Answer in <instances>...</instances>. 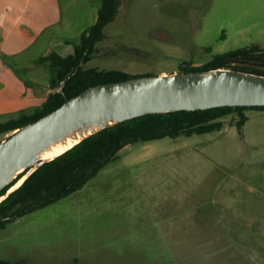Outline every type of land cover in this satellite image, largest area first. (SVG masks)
I'll use <instances>...</instances> for the list:
<instances>
[{
    "label": "rangeland",
    "instance_id": "rangeland-1",
    "mask_svg": "<svg viewBox=\"0 0 264 264\" xmlns=\"http://www.w3.org/2000/svg\"><path fill=\"white\" fill-rule=\"evenodd\" d=\"M253 46V55L240 60L264 64V0H120L83 66L167 74L178 72L181 61L201 66L216 54ZM219 120L223 132L126 144L80 189L0 225V258L16 264H264V214H232L242 219L241 229L232 230H213L203 219L213 192L216 223L230 218L220 212L231 206L264 205L256 196L264 195V156L231 167L214 155L201 161L203 146L228 145L218 140L238 128L237 112ZM227 171L245 185L225 182ZM220 190L229 196L220 198Z\"/></svg>",
    "mask_w": 264,
    "mask_h": 264
},
{
    "label": "trees",
    "instance_id": "trees-1",
    "mask_svg": "<svg viewBox=\"0 0 264 264\" xmlns=\"http://www.w3.org/2000/svg\"><path fill=\"white\" fill-rule=\"evenodd\" d=\"M119 8L120 0H100L95 23L81 35L73 53L62 56L53 52L41 58V61H51L53 67L52 88H58L61 81L75 70L81 60L84 63L88 62L91 54L97 49L98 42L104 38L106 26L115 20ZM255 50L256 46L240 47L214 55L207 64L201 66L191 64L189 67L180 65V69L182 71H199L234 66L264 75V68L260 67H264L263 63L250 62L251 65L243 66L237 64L239 61L248 62L240 60V58H249ZM135 76L143 75L131 74L121 69L85 68L82 65L66 81L63 93L55 90L48 95L43 106L33 113L21 114L17 118L1 122L0 134L13 132L39 119L89 86L121 81ZM248 109H264V106H219L208 109L150 113L108 127L33 171L21 186L0 202V218L11 213L20 216L80 189L90 178L96 176L105 164L116 159L119 151L130 142L141 138L152 140L165 136L177 137L182 134L190 136L196 133L217 131L223 127V122L219 119L234 112L239 115L236 126L241 130L248 119L245 113ZM78 173H84V177L75 180ZM23 174H20L10 185L5 187L0 195L4 194ZM8 220L10 219L0 220V225L4 226ZM0 264L16 263L0 258Z\"/></svg>",
    "mask_w": 264,
    "mask_h": 264
},
{
    "label": "water",
    "instance_id": "water-1",
    "mask_svg": "<svg viewBox=\"0 0 264 264\" xmlns=\"http://www.w3.org/2000/svg\"><path fill=\"white\" fill-rule=\"evenodd\" d=\"M83 63L81 60L61 81L57 91L64 92L66 81ZM191 64L181 61L184 67ZM255 105L264 106V75L234 66L135 76L89 86L0 141V193L24 173L0 195V202L45 162L120 122L150 113ZM61 148L63 151L49 157ZM14 217L11 213L0 220Z\"/></svg>",
    "mask_w": 264,
    "mask_h": 264
},
{
    "label": "crops",
    "instance_id": "crops-1",
    "mask_svg": "<svg viewBox=\"0 0 264 264\" xmlns=\"http://www.w3.org/2000/svg\"><path fill=\"white\" fill-rule=\"evenodd\" d=\"M99 5L100 0H0V123L33 113L57 90L52 88L51 61H41V58L53 52L62 56L73 53L81 35L95 23ZM245 113L248 119L241 131L236 127L225 131L218 141L228 145L203 146L201 161L213 159L210 156L214 155L223 165L231 167L244 159L253 165L264 156V109H248ZM222 130L223 127L219 131ZM209 148L211 152L207 153ZM226 175L225 182L245 185L244 178L232 177L228 171ZM249 188L255 194V189ZM229 192L220 190L219 197H227ZM236 194L242 197L239 191ZM217 196L218 192H213L211 206L203 208L207 216L203 219L211 223L213 230L219 225L220 229L221 225L227 230L239 229L242 219H233L232 214H264V205L260 202L235 205L231 206L232 210L220 212L231 215L230 218L222 215L216 223L212 214L217 212L213 200ZM256 196L264 197L260 192ZM212 240L215 245V239ZM127 261L132 263L131 259Z\"/></svg>",
    "mask_w": 264,
    "mask_h": 264
},
{
    "label": "bare ground",
    "instance_id": "bare-ground-1",
    "mask_svg": "<svg viewBox=\"0 0 264 264\" xmlns=\"http://www.w3.org/2000/svg\"><path fill=\"white\" fill-rule=\"evenodd\" d=\"M61 151H63V148H61V149H59V150H57V151L52 152V153L49 155V157H53L54 155H56L57 153H60ZM18 185H19V183H18L15 187H17Z\"/></svg>",
    "mask_w": 264,
    "mask_h": 264
},
{
    "label": "flooded vegetation",
    "instance_id": "flooded-vegetation-1",
    "mask_svg": "<svg viewBox=\"0 0 264 264\" xmlns=\"http://www.w3.org/2000/svg\"><path fill=\"white\" fill-rule=\"evenodd\" d=\"M181 65V64H180ZM254 65H256V64H254ZM179 71H182L181 69H179Z\"/></svg>",
    "mask_w": 264,
    "mask_h": 264
}]
</instances>
